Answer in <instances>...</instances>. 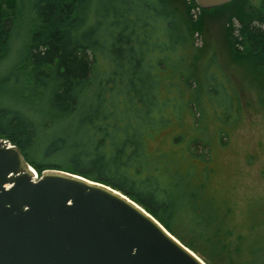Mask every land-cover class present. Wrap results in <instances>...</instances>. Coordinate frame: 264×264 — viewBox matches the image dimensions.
Masks as SVG:
<instances>
[{"label": "trees", "instance_id": "trees-1", "mask_svg": "<svg viewBox=\"0 0 264 264\" xmlns=\"http://www.w3.org/2000/svg\"><path fill=\"white\" fill-rule=\"evenodd\" d=\"M192 8L193 0H0V75L10 69L19 86L0 97V139L38 177L65 171L127 196L205 264H264V203L236 212L212 184V147L226 144L242 101L227 67L264 106V4L235 10L240 26L225 29V57L195 46ZM42 97L46 106L34 110Z\"/></svg>", "mask_w": 264, "mask_h": 264}, {"label": "water", "instance_id": "water-1", "mask_svg": "<svg viewBox=\"0 0 264 264\" xmlns=\"http://www.w3.org/2000/svg\"><path fill=\"white\" fill-rule=\"evenodd\" d=\"M231 0H194L209 10ZM0 264H205L150 214L102 183L38 177L0 140Z\"/></svg>", "mask_w": 264, "mask_h": 264}, {"label": "rangeland", "instance_id": "rangeland-1", "mask_svg": "<svg viewBox=\"0 0 264 264\" xmlns=\"http://www.w3.org/2000/svg\"><path fill=\"white\" fill-rule=\"evenodd\" d=\"M184 1L189 3L192 0ZM263 4V0H234L233 4L225 9L217 7L216 9L207 10V13L201 12L203 9L192 8L193 21L200 24V32L196 35L195 46L199 50H204L207 45L211 46L212 49H206L205 51L207 52V57L210 56V52L214 49L221 52L225 57L223 53L224 45H227L224 36L225 29L230 27V23L234 29L240 26L238 20L232 18L236 14L235 10L244 6L260 10ZM28 18V7H25L18 21L17 35L26 26ZM17 37L14 36L12 39L10 58L15 57L16 50L20 46V37ZM204 60V56L198 57L195 61V67L193 66L192 68L198 69L202 66ZM226 70L232 82L241 92L242 101L240 102L241 107L237 120L236 122L233 120L234 127L227 129L229 136L226 139V144L222 146L213 145L212 147V166L216 171L212 184L215 188L222 189L232 199L236 206V212H240L246 203L254 202V206L264 203V106L258 104L260 99L255 90L254 100L252 94L245 90L249 87L245 86L247 84L240 80L241 76L235 73V69L227 67ZM7 71H10V69L8 70V68L4 67L0 75V97L5 96L6 93L8 94L9 91L14 90L16 87L19 88V86L12 84L13 82H9ZM194 95L195 93H193ZM4 99H6V96ZM7 102H20L19 104L21 105H30L29 102H25V99L14 96L7 98ZM206 103L216 104V102ZM46 104L47 102L43 97L38 103L32 102L34 110H37V107L38 109H43ZM214 110L218 113L220 111L217 107H214ZM219 119H221V116ZM176 127L177 125L174 124L170 129L173 130ZM164 138V135L157 137L161 141L165 140ZM162 144L166 145L165 141Z\"/></svg>", "mask_w": 264, "mask_h": 264}, {"label": "flooded vegetation", "instance_id": "flooded-vegetation-1", "mask_svg": "<svg viewBox=\"0 0 264 264\" xmlns=\"http://www.w3.org/2000/svg\"><path fill=\"white\" fill-rule=\"evenodd\" d=\"M0 140H3V139H0ZM5 141H7V140H5ZM7 142H8V141H7ZM8 144H9L8 146H12V144H10L9 142H8Z\"/></svg>", "mask_w": 264, "mask_h": 264}, {"label": "built area", "instance_id": "built-area-1", "mask_svg": "<svg viewBox=\"0 0 264 264\" xmlns=\"http://www.w3.org/2000/svg\"><path fill=\"white\" fill-rule=\"evenodd\" d=\"M9 145V144H8Z\"/></svg>", "mask_w": 264, "mask_h": 264}]
</instances>
